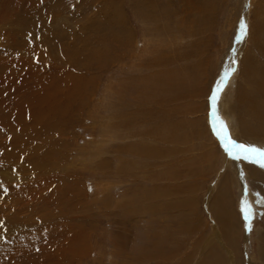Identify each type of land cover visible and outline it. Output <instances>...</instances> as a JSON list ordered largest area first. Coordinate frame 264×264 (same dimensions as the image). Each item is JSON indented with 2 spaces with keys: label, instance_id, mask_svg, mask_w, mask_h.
<instances>
[{
  "label": "rangeland",
  "instance_id": "obj_1",
  "mask_svg": "<svg viewBox=\"0 0 264 264\" xmlns=\"http://www.w3.org/2000/svg\"><path fill=\"white\" fill-rule=\"evenodd\" d=\"M233 58L217 115L264 148V0H0V264H264V168L209 123Z\"/></svg>",
  "mask_w": 264,
  "mask_h": 264
},
{
  "label": "snow or ice",
  "instance_id": "obj_2",
  "mask_svg": "<svg viewBox=\"0 0 264 264\" xmlns=\"http://www.w3.org/2000/svg\"><path fill=\"white\" fill-rule=\"evenodd\" d=\"M247 23L241 18L239 23V36L237 39L242 40L247 35ZM235 52V49H232ZM39 62V61H37ZM236 59L233 58L231 61V66L227 68L223 74L218 78L214 84L211 94L209 96L210 101V120L214 134L218 137L220 143L222 144L227 155L233 159H243V160H255L259 163L260 167L264 168V148H260L254 144L238 142L236 139H233L227 131V127L224 122L217 115L216 111V101L218 99L219 93L223 90L225 82L228 80L229 76L236 71ZM219 123V127H217ZM0 190L3 189V185L0 184ZM91 190V189H89ZM255 203L264 205V199L257 200ZM242 219L244 220L245 230L248 231L251 228L250 221L254 218L253 210L250 206V202L247 200H242L241 207ZM5 220L0 218V238H2V233L6 232Z\"/></svg>",
  "mask_w": 264,
  "mask_h": 264
},
{
  "label": "bare ground",
  "instance_id": "obj_3",
  "mask_svg": "<svg viewBox=\"0 0 264 264\" xmlns=\"http://www.w3.org/2000/svg\"><path fill=\"white\" fill-rule=\"evenodd\" d=\"M151 5V4H150ZM250 59V58H249ZM242 63V62H241ZM241 65V64H240ZM242 66V65H241ZM244 67V66H243ZM245 70V69H244ZM259 70V69H258ZM249 71H250V69H249ZM248 71V72H249ZM252 71V70H251ZM258 72V71H257ZM246 74V73H245ZM250 74V73H249ZM253 74H254V72H253ZM248 76V75H247ZM255 76V75H254ZM253 76V77H254ZM257 76V75H256ZM252 77V78H253ZM260 78V77H259ZM264 78V77H263ZM263 78L261 77L260 79H255L254 81H252V82H249L250 83V85H252L253 86V89L251 90L252 92H250V93H247V94H244V97H250V96H252V95H254V93H256L259 97H264V81H263ZM247 81V80H246ZM249 87V86H248ZM246 88H247V86H246ZM249 89V88H248ZM247 90V89H246ZM252 93V94H251ZM234 96V95H233ZM243 97V98H244ZM259 99V98H258ZM239 101V100H238ZM249 101V100H248ZM250 102V101H249ZM260 102V101H259ZM244 104V103H243ZM253 106L252 107H254V104H252ZM255 108V107H254ZM254 108H252V109H254ZM259 109H260V107H259ZM263 109V108H262ZM250 110H251V108H250ZM258 110V109H257ZM256 110V111H257ZM262 111V110H261ZM260 111V112H261ZM232 112V111H231ZM229 113V112H228ZM257 113V112H256ZM260 114V113H259ZM258 114V115H259ZM262 115H260L261 116V118L262 119H264V111H262V113H261ZM257 115V116H258ZM233 116V115H232ZM235 117V116H234ZM260 119V118H259ZM264 123V122H263ZM242 126V125H241ZM256 126V125H255ZM258 127V126H257ZM264 127V126H263ZM248 128H251V127H248ZM246 129H247V126H246ZM245 129V130H246ZM244 130V131H245ZM250 130V129H249ZM246 133V132H245ZM251 133V132H250ZM241 134V133H240ZM243 134V133H242ZM247 134V133H246ZM255 134H257V133H255ZM253 135H254V133H253ZM258 135V134H257ZM259 135H262L263 137H264V131L262 132L261 131V133L259 134ZM243 136V135H242ZM250 136V135H249ZM249 136H246L247 138L249 137ZM261 136V137H262ZM246 138V139H247ZM250 138V137H249ZM259 142H260V140H259ZM258 142V143H259ZM261 144V143H260ZM262 146V145H261ZM211 149V148H210ZM212 151V150H211ZM201 159V162H203V163H206V162H209L207 165H210L211 164V162L213 161V156H212V154H210V156H201L200 157ZM223 160L226 162V163H228L229 161H232V163H233V160L230 158V157H228L227 156V153L225 154L224 153V157H223ZM228 161V162H227ZM246 163V162H245ZM245 167V166H244ZM247 167V166H246ZM248 168V167H247ZM253 171V169L251 170V172ZM241 173H242V171H240ZM250 172V173H251ZM249 174V173H248ZM253 175V174H252ZM256 175V174H255ZM261 175V174H260ZM260 175H259V177H260ZM251 177V176H250ZM255 177V176H254ZM253 178V177H252ZM258 178V177H257ZM263 178V177H262ZM225 179H227V177H226V175H225ZM246 181V180H245ZM257 181V180H256ZM225 183H228L227 182V180H223L222 181V184L223 185H225ZM235 183H236V181H235ZM242 183V182H241ZM264 183V182H263ZM237 185V184H236ZM227 192V191H226ZM224 193H225V191H224ZM221 194L222 195V197L224 196L225 197V194ZM226 196H227V193H226ZM221 196L218 198V200H217V202H218V205L216 206V208H214V209H216V211H215V213H220L221 214V216L224 218V222L223 223H225V226L227 227V229H231V226H230V223H229V219L232 217V213L230 214V209L227 207V205H225V202H224V199L222 198ZM229 198V197H228ZM227 202V201H226ZM223 205V206H222ZM225 206V207H224ZM231 221V220H230ZM234 227V226H233Z\"/></svg>",
  "mask_w": 264,
  "mask_h": 264
},
{
  "label": "crops",
  "instance_id": "obj_4",
  "mask_svg": "<svg viewBox=\"0 0 264 264\" xmlns=\"http://www.w3.org/2000/svg\"><path fill=\"white\" fill-rule=\"evenodd\" d=\"M217 169V168H216ZM220 184H221V186L224 188V186H225V188H226V185H223L222 184V181L220 182ZM222 187H221V189H222Z\"/></svg>",
  "mask_w": 264,
  "mask_h": 264
}]
</instances>
